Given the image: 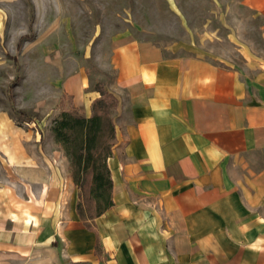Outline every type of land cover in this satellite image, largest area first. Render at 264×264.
Returning a JSON list of instances; mask_svg holds the SVG:
<instances>
[{
    "label": "crops",
    "instance_id": "obj_1",
    "mask_svg": "<svg viewBox=\"0 0 264 264\" xmlns=\"http://www.w3.org/2000/svg\"><path fill=\"white\" fill-rule=\"evenodd\" d=\"M242 5L264 45V0ZM246 40L240 63L113 41L114 206L97 232L53 133L0 113V264H264V48ZM73 81L65 92L90 116L100 92Z\"/></svg>",
    "mask_w": 264,
    "mask_h": 264
},
{
    "label": "rangeland",
    "instance_id": "obj_2",
    "mask_svg": "<svg viewBox=\"0 0 264 264\" xmlns=\"http://www.w3.org/2000/svg\"><path fill=\"white\" fill-rule=\"evenodd\" d=\"M261 22L242 0H0V113L49 138L71 106L67 79L70 86L81 75L87 92L108 91L114 40L133 37L175 54L240 63L238 45L247 38L264 48Z\"/></svg>",
    "mask_w": 264,
    "mask_h": 264
},
{
    "label": "trees",
    "instance_id": "obj_3",
    "mask_svg": "<svg viewBox=\"0 0 264 264\" xmlns=\"http://www.w3.org/2000/svg\"><path fill=\"white\" fill-rule=\"evenodd\" d=\"M98 91L100 96L92 101L90 116L80 112L73 96H69L70 108L64 110L52 126L56 143L70 160L71 177L79 189V217L95 232V219L114 206V181L108 159L113 154L117 132L112 114L119 104L113 93L104 89ZM14 112L27 116L17 109Z\"/></svg>",
    "mask_w": 264,
    "mask_h": 264
}]
</instances>
